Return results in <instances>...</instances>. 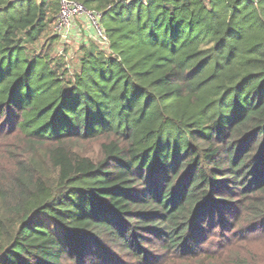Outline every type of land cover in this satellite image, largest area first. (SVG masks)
<instances>
[{"label":"trees","instance_id":"16d2710c","mask_svg":"<svg viewBox=\"0 0 264 264\" xmlns=\"http://www.w3.org/2000/svg\"><path fill=\"white\" fill-rule=\"evenodd\" d=\"M81 1L110 53L71 69L52 53L59 0H0V264L264 240V0Z\"/></svg>","mask_w":264,"mask_h":264},{"label":"rangeland","instance_id":"374dc122","mask_svg":"<svg viewBox=\"0 0 264 264\" xmlns=\"http://www.w3.org/2000/svg\"><path fill=\"white\" fill-rule=\"evenodd\" d=\"M93 44V43H91ZM96 51L104 54L110 53L108 43H94ZM87 49L80 38L71 37L65 44L59 41L53 46V55H61L68 63L70 68L78 65L79 59L83 56L84 49ZM90 155L93 158L99 157V145L97 143L90 144ZM228 216V214H227ZM214 236H207L201 243L199 252L193 257L194 261H184L176 259L170 264H240V258L247 257L248 264H254V260L264 259V240L260 237L244 240L242 233L238 231H221ZM153 242H158L152 239ZM209 242H212L211 244ZM224 242H229L224 244ZM204 246V247H203ZM231 256V257H229ZM236 260V261H235Z\"/></svg>","mask_w":264,"mask_h":264},{"label":"built area","instance_id":"2783aa9c","mask_svg":"<svg viewBox=\"0 0 264 264\" xmlns=\"http://www.w3.org/2000/svg\"><path fill=\"white\" fill-rule=\"evenodd\" d=\"M79 15L85 17V20L94 32L95 39L104 43L105 34L99 23L100 13L98 11L87 9L81 0H59V12L53 30L60 38L61 43L65 44L72 37V24Z\"/></svg>","mask_w":264,"mask_h":264},{"label":"crops","instance_id":"0c3cea01","mask_svg":"<svg viewBox=\"0 0 264 264\" xmlns=\"http://www.w3.org/2000/svg\"><path fill=\"white\" fill-rule=\"evenodd\" d=\"M71 36L80 38L83 42V45H85L87 49L90 47H94V45L91 43H95L98 41L95 39L94 32L90 28L83 15H79L75 18L72 24Z\"/></svg>","mask_w":264,"mask_h":264}]
</instances>
